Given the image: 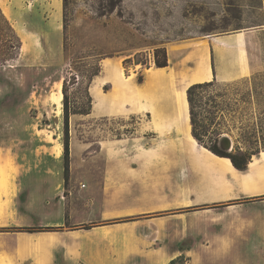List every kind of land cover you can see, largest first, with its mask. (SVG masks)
<instances>
[{
    "label": "rangeland",
    "instance_id": "374dc122",
    "mask_svg": "<svg viewBox=\"0 0 264 264\" xmlns=\"http://www.w3.org/2000/svg\"><path fill=\"white\" fill-rule=\"evenodd\" d=\"M60 1L59 26L46 24V11L44 16L36 17L32 6H27L24 16L21 5L13 8L22 12L13 17L8 16L9 7L0 8L21 43L19 51H5L6 42L14 39L0 17V150L10 156L16 169L11 181L13 191L7 200L9 209L1 224L37 225L50 218L56 221L61 216L58 203L86 199L80 195L61 198L73 182L83 191L95 186L92 178L107 176L108 172L123 175L125 168L116 166L141 167L148 163V175L165 186L161 197L165 202L172 200L171 180L179 178L181 182L182 208L158 214L165 218V238L162 236L160 246L166 253L182 256L179 264H264V194L223 200L225 193L197 191L202 181L220 180L217 168L212 169L209 163L217 159L194 144L188 134H181L174 145L172 128L167 125L161 126L166 133L158 132L157 136L149 110L153 107L150 94L138 91L136 86L138 78L145 82L155 70L157 49H164L168 58V52L177 47L176 54L189 56L193 52L185 53L187 48L204 55L208 48L210 52L220 48L224 56H220L219 66L225 63L243 71L247 64L250 69L246 77L217 81L229 84L228 98L238 100L237 112L232 114L238 123L225 135L232 140L233 148L243 149L246 144L236 139L253 130L264 142V0ZM231 40L235 48L227 50L223 43ZM185 57L175 60V64L182 63L177 72L172 67L166 69L179 88L189 84L194 65L193 61L190 67H184ZM102 70L113 84L116 115L95 118L74 114L85 112L90 105L92 108L89 87L94 74ZM57 83L62 84V116H55L49 101ZM64 104L69 113L66 176ZM159 105L161 109L164 106ZM52 138L61 145L58 160L52 153L53 147L56 149ZM108 160L114 161V168L107 169ZM159 163L165 168L159 169ZM224 164L219 169L225 170L226 179L232 181L234 177ZM255 179L264 182V164L259 166ZM0 200L6 199L2 196ZM31 202L37 206L49 202L54 210L51 214L31 213ZM16 208L20 212H15ZM129 262L148 261L141 257Z\"/></svg>",
    "mask_w": 264,
    "mask_h": 264
},
{
    "label": "crops",
    "instance_id": "0c3cea01",
    "mask_svg": "<svg viewBox=\"0 0 264 264\" xmlns=\"http://www.w3.org/2000/svg\"><path fill=\"white\" fill-rule=\"evenodd\" d=\"M27 3L32 6L31 11L36 17H42L47 12V16L43 17L44 19L48 18L46 24L59 26L62 16L60 0H0V8L9 7L8 16L13 17L17 13H22L18 10H13V8L17 9L21 5L24 9H22V16H24L25 11L29 10ZM33 33L37 35V32ZM217 43L220 47L222 42ZM178 48H173L168 52V66L165 69L172 67L170 69L177 72L176 70L182 63L179 65L174 62L182 56H186L184 59L185 64L183 65L186 68L191 66V62L194 61L195 64L201 60V57L200 59L198 57L199 52L197 49L193 52V56H189L176 54L175 50ZM221 51L220 49L210 52L208 48L207 55H204L203 60H205L210 69V78L195 83L211 81L212 79L216 81H230L238 77H246L250 74V69L246 66L247 64L243 65V71L239 67L236 68L233 65L230 66L225 63L219 66ZM241 62L244 63L245 61L241 59ZM105 73L102 70L99 75L95 76L89 87L92 108L90 114L86 116L95 118L111 117L117 113V107L112 102L113 84L107 79L106 71ZM191 84L194 83L189 82L186 87L180 89L184 90L186 94V89ZM136 86L138 87V91L144 90V81L142 84H137ZM155 87L152 88L149 97L151 98L153 107L157 108L162 100V95L158 87H156L157 89ZM161 126L159 130H153L157 136H159L157 134L158 131L166 133L165 128H161ZM190 130L188 134H190ZM179 136L180 134L171 130L170 138H173L174 145H176L175 139H178ZM52 140L56 142L54 138ZM190 147L192 146L190 145ZM60 149V143L56 142V149L53 147L52 150L56 160L60 157ZM204 150L217 160L222 161H209L210 167L212 169L217 168L215 171L221 177L215 183L208 180L202 181L199 187H197V191L206 192L208 190H215L225 193L226 197L223 200L236 199L238 196L243 195L264 194L263 180H259L257 181L259 183H257L255 179L256 171L260 165L264 164L263 151L252 159L246 172H237L235 169L236 176L232 181H229V179H226L227 173L225 170L219 169V166L225 163L231 172V164L225 162L224 159L226 158L216 157L206 149ZM115 164L120 165L121 163L115 162ZM113 165L114 161L108 160L106 162L107 169L114 168ZM159 165V169L165 168L163 164L159 163ZM140 166L137 167L133 164H128L127 167L126 165L116 166L115 168L117 169L125 168L126 171L121 172L123 175L115 174V172H113V175H110V172H108L109 175L107 176L98 179L92 178V185L96 186L99 184V188L93 186L92 188L79 191L76 185L77 182H73L70 187L71 189L67 190L66 195L63 192L61 198L64 197L65 199L68 196L73 195L74 197L80 195L86 197V199L81 202L73 198L68 203H58L57 208L61 216L56 221L50 218L37 225H5L1 224V218L5 216L9 209L7 200L10 199L13 191L11 181L16 175V169L10 156L0 150V173L3 174V182L0 183V196L6 199L3 202L0 200V225L2 228L53 227L59 229L58 231L33 233L17 231L0 232V264H133V262L129 261L133 258L141 257L148 261L146 264H168L172 259L176 258L177 253H166L164 247L160 246V242L165 238L166 229L165 218L159 217L158 214L167 210L172 211L182 208L181 182L179 178L178 180H171L173 188L170 189L171 194L169 196H171L172 200L165 202L166 199L161 198L166 192L162 181H160V184L156 182L155 177L148 175L146 170H151L148 163ZM249 175L252 176V182H243L242 179H245ZM29 209L31 213L34 211L43 213L45 211L46 214H51L54 206L50 205L49 202L39 206L31 202ZM14 210L17 213L20 212L18 208ZM124 218H127L129 221L121 222Z\"/></svg>",
    "mask_w": 264,
    "mask_h": 264
},
{
    "label": "trees",
    "instance_id": "16d2710c",
    "mask_svg": "<svg viewBox=\"0 0 264 264\" xmlns=\"http://www.w3.org/2000/svg\"><path fill=\"white\" fill-rule=\"evenodd\" d=\"M0 17L4 23L7 24L9 30L12 31L14 39V42L12 40L6 42L5 51H12V53L17 50L19 51L21 46L20 40L13 32L8 20L4 17L1 10ZM5 51H2L1 54H4ZM154 65L156 68H165L168 66V58L164 49L155 50ZM97 75L98 72L94 74V76ZM142 83L143 78H138L137 84L140 85ZM228 87L229 84H217L215 79L202 83H194L188 86L186 89V101L188 105L189 123L191 126L190 134L198 145L204 147L218 157L228 158L234 169H236L238 172L244 173L247 171L252 157L257 156L262 151V153H264V142L261 140L260 136H256V133L253 130L252 132L241 133L240 137L236 139L237 142H240L238 140L241 139V141L246 144L243 149L239 146H236L230 153H224L218 149V138L223 134H230L238 123V120L232 116L233 113L237 112L238 100L233 102L230 100V98H228ZM88 99L90 100L89 102L91 104V97L88 96ZM63 109V161L64 173L66 176L69 166V113L67 112L65 104ZM90 111L91 105L85 112L74 114L88 115L90 114ZM205 140H208L209 145L206 144ZM58 230V228L53 227L0 228V232L17 231L33 233ZM182 258V256H178L172 259L168 264H179Z\"/></svg>",
    "mask_w": 264,
    "mask_h": 264
},
{
    "label": "bare ground",
    "instance_id": "6f19581e",
    "mask_svg": "<svg viewBox=\"0 0 264 264\" xmlns=\"http://www.w3.org/2000/svg\"><path fill=\"white\" fill-rule=\"evenodd\" d=\"M234 41L231 40L230 42H227L225 44L223 43L224 46L228 47V48L226 47L224 48H226L227 50H229V48L233 50L236 44ZM215 48L216 50H220V48L219 49L217 47ZM194 51L195 49L193 48H187L185 50V53L187 52L191 53ZM198 57L199 59L201 57V60L193 65V67L191 68V74L188 77V81L191 83L200 82L201 80L210 78V69L207 66L205 60H203L204 54L199 53ZM144 84H145L144 90L147 94H151L152 88L156 86L158 87L162 95V98H161L162 100L160 102V104H164L162 109L160 105L157 108L155 107L149 108L151 112V116H152L153 125L156 128V130H158V128L160 129L161 125H167V127L169 126L172 128L170 130H174L176 133L180 135L184 133L187 136L191 126H190L189 117H188L189 115H188V105L186 101V94L184 90L178 88L177 86L178 83L177 84L174 83L172 73L166 72L165 68H162V69L156 68V70H153L149 73ZM154 92L155 90L152 93L154 94ZM62 100H63L62 84L57 83L54 93H52L49 96V101L55 109L54 111V113H56L55 116H60L62 112ZM188 135L191 137V141L194 142V144H197L195 140L192 138V136L190 134ZM187 139H189V137ZM224 160L228 164H231L228 159H224ZM230 166L232 170L231 175L235 178L236 176L235 169L232 166V164ZM251 178L252 176L249 175L245 179H242V181L249 183L251 181Z\"/></svg>",
    "mask_w": 264,
    "mask_h": 264
},
{
    "label": "water",
    "instance_id": "95a60500",
    "mask_svg": "<svg viewBox=\"0 0 264 264\" xmlns=\"http://www.w3.org/2000/svg\"><path fill=\"white\" fill-rule=\"evenodd\" d=\"M218 149L224 153H230L233 150V142L227 135L223 134L217 141Z\"/></svg>",
    "mask_w": 264,
    "mask_h": 264
},
{
    "label": "built area",
    "instance_id": "2783aa9c",
    "mask_svg": "<svg viewBox=\"0 0 264 264\" xmlns=\"http://www.w3.org/2000/svg\"><path fill=\"white\" fill-rule=\"evenodd\" d=\"M27 6H30L29 3H27Z\"/></svg>",
    "mask_w": 264,
    "mask_h": 264
}]
</instances>
